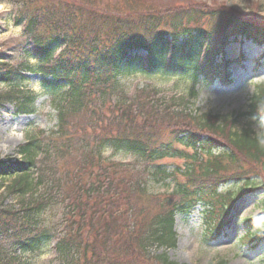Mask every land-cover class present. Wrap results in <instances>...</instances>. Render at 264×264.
<instances>
[{
	"label": "trees",
	"instance_id": "trees-1",
	"mask_svg": "<svg viewBox=\"0 0 264 264\" xmlns=\"http://www.w3.org/2000/svg\"><path fill=\"white\" fill-rule=\"evenodd\" d=\"M139 1L21 0L16 22L25 55L35 61L24 69L40 75L57 123L19 145L15 160L0 159V178L12 177L8 187L20 198L16 209H0V231L19 250L0 253V264H26L21 254L53 240L58 264H178L147 249L176 244L178 211L202 204L206 228L217 233L237 198L264 190V137L249 125L235 129L232 114L188 108L197 75L208 84L231 82L230 60L223 59L231 40L264 44L262 8L250 1L240 10L196 0ZM6 66L0 62V80L9 78ZM132 68L180 72L192 83L177 94L150 86L116 93V76ZM32 100L17 112H32ZM244 113L264 126L263 83ZM106 147L131 152L142 171L164 172L156 163L169 156L187 166L172 169L169 175L181 179L163 197L141 187L138 168L104 158ZM240 180L245 186L236 193L219 191ZM33 187L39 191L28 193ZM54 205L62 208L57 228L41 217Z\"/></svg>",
	"mask_w": 264,
	"mask_h": 264
},
{
	"label": "rangeland",
	"instance_id": "rangeland-1",
	"mask_svg": "<svg viewBox=\"0 0 264 264\" xmlns=\"http://www.w3.org/2000/svg\"><path fill=\"white\" fill-rule=\"evenodd\" d=\"M151 2V0H140ZM139 1V2H140ZM165 3L172 0H154ZM207 4L234 6L238 10L246 7L248 1L257 3L264 13V0H196ZM21 0H0V62L6 63L8 80H0V159H16L18 147L27 139L41 132L56 129V112L51 107L49 95L40 87V77L34 72L25 70V65L35 63L31 56L25 55L27 47L22 36V26L18 25ZM143 8L141 3L137 6ZM143 51H137L142 53ZM135 53L132 51L130 54ZM223 59L230 62L227 85L215 79L213 83H206L202 75H197L196 87L198 93L188 108L195 112L209 111L211 113L232 114L236 117L234 127L241 129L249 125L257 135L264 137V126L249 122L248 116L240 115L248 109L249 99L254 88L259 83L264 84V45H258L244 37L231 40L225 47ZM219 60V57H218ZM5 70L0 71V76ZM24 77L19 79V77ZM119 88L116 91H126L132 95L143 87H156L168 93H184L192 83L180 72L152 73L140 72L136 68L126 70L116 76ZM21 91L23 94L19 93ZM115 93V94H116ZM114 96V94H113ZM32 97V112L18 113V104ZM178 148H182L177 145ZM102 156L108 160L128 163L141 171L139 182L141 187L150 193H159L163 197L171 195L178 185L179 179L169 175L174 167L183 170L187 165L180 157H165L156 164L163 170H153L146 167L136 156L122 148L106 147ZM33 173V172H32ZM168 174V175H167ZM34 175V173H33ZM254 181L260 180L255 176ZM12 177L0 178V209H16L19 196L12 192L8 185ZM257 183V182H256ZM253 183L249 182L248 186ZM245 184L240 180L228 182L219 187L221 193H236ZM35 187L28 193H37ZM176 200L177 198L174 197ZM264 199L263 189L244 192L230 207L227 223L222 225L219 232L209 231L203 217L204 206L197 204L189 212L178 211L175 216L174 229L176 244L173 247H159L149 244L150 254L164 253L178 264H264V209L261 200ZM62 208L59 205L49 207L42 213L45 224L57 228L61 222ZM249 234L250 240L244 235ZM55 240L45 244L37 253L25 252L21 254L26 264H58L59 257L55 254ZM19 253L13 242L5 238L0 231V253Z\"/></svg>",
	"mask_w": 264,
	"mask_h": 264
}]
</instances>
